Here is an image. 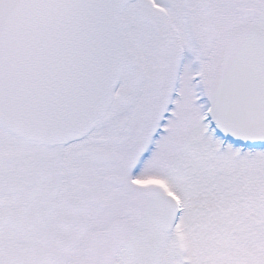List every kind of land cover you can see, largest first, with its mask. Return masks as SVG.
<instances>
[{"label": "snow or ice", "instance_id": "6c2138e0", "mask_svg": "<svg viewBox=\"0 0 264 264\" xmlns=\"http://www.w3.org/2000/svg\"><path fill=\"white\" fill-rule=\"evenodd\" d=\"M0 264H264V0H0Z\"/></svg>", "mask_w": 264, "mask_h": 264}]
</instances>
